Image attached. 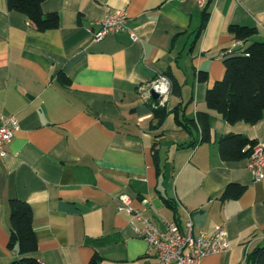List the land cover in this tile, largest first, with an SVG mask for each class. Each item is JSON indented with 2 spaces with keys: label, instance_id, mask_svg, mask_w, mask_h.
<instances>
[{
  "label": "crops",
  "instance_id": "crops-1",
  "mask_svg": "<svg viewBox=\"0 0 264 264\" xmlns=\"http://www.w3.org/2000/svg\"><path fill=\"white\" fill-rule=\"evenodd\" d=\"M108 9L127 13L126 30L99 42ZM43 11L59 13L58 29L38 31L0 0V117L19 123L0 155V264L19 258L9 248L11 200L31 206L43 264H158L119 210L122 195L161 230L173 221L210 235L223 227L229 250L203 264H245L264 246V177L254 179L249 158L224 161L219 142L242 134L264 143V117L230 125L206 94L225 75L229 56L220 55L237 41L231 25L257 29L245 48L264 42V0H46ZM169 75L181 91L163 96L167 108L189 120L208 112L210 144L198 143L200 125L189 133L174 113L152 129L155 100L143 90L163 77L172 87ZM230 184L245 191L223 201Z\"/></svg>",
  "mask_w": 264,
  "mask_h": 264
},
{
  "label": "trees",
  "instance_id": "trees-1",
  "mask_svg": "<svg viewBox=\"0 0 264 264\" xmlns=\"http://www.w3.org/2000/svg\"><path fill=\"white\" fill-rule=\"evenodd\" d=\"M46 0H7L9 11L25 15L38 31L58 29L61 17L58 12L45 13L43 3ZM210 2L206 5L197 39L207 26L210 19ZM236 40L243 41V47L238 48L237 54L224 60L225 75L208 89L206 104L210 111L217 112L228 124L246 123L255 125L264 117V42H253L245 48L247 41L257 34V29L246 26L231 25L229 28ZM195 44V43H194ZM172 82L171 92L180 95L181 86L171 75L167 76ZM62 83H68L61 77ZM198 80L207 83L208 72L201 71ZM155 124L152 129H160L167 117L174 113L180 127L192 133L200 125V145L212 142L211 126L208 112L200 113L197 120H189L180 116L179 107L170 111L167 105L160 101L150 103ZM196 142L190 145L195 146ZM256 140L242 134H229L220 139L219 151L224 161H242L250 158ZM186 144H182L184 146ZM155 159L159 157L155 151ZM158 172L160 168L158 166ZM245 191L244 186L230 184L222 193L221 199L227 201L238 199ZM10 209V241L9 248L18 250L19 258L10 264H43L34 254L38 251V241L33 228L31 206L21 200H11ZM245 264H264V246L253 249L247 256Z\"/></svg>",
  "mask_w": 264,
  "mask_h": 264
},
{
  "label": "built area",
  "instance_id": "built-area-1",
  "mask_svg": "<svg viewBox=\"0 0 264 264\" xmlns=\"http://www.w3.org/2000/svg\"><path fill=\"white\" fill-rule=\"evenodd\" d=\"M200 5H204L206 0H196ZM128 15L122 11L108 12L100 23V30L94 34L96 41H102L109 35H117L126 30ZM134 41L136 35L132 34ZM243 41L237 40L233 48L223 52L220 56L227 57L237 54L236 50L243 47ZM168 83L166 78H161ZM143 90L146 100L151 98L150 88ZM161 105H165V100H160ZM19 129V123L15 117H0V155L5 154V148L12 142V139ZM249 168L255 180L264 177V143H258L249 158ZM119 210H123L131 215L130 224L133 226L137 236L143 239L150 251L154 252L158 258V264H203V260L210 255L226 253L229 250L228 233L223 227L210 235L207 231H195L192 221L185 225V230L178 222H166L165 229L161 230L159 224L151 218L145 217L142 212L134 210L131 206V198L122 195L118 199ZM142 223V227L138 226Z\"/></svg>",
  "mask_w": 264,
  "mask_h": 264
},
{
  "label": "water",
  "instance_id": "water-1",
  "mask_svg": "<svg viewBox=\"0 0 264 264\" xmlns=\"http://www.w3.org/2000/svg\"><path fill=\"white\" fill-rule=\"evenodd\" d=\"M170 93L171 86L169 83L157 81L150 88L151 98L156 101L162 100L163 96H169Z\"/></svg>",
  "mask_w": 264,
  "mask_h": 264
}]
</instances>
